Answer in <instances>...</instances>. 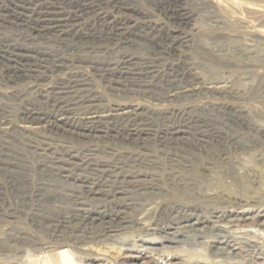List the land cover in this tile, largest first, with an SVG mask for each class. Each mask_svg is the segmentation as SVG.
<instances>
[{
    "label": "rangeland",
    "instance_id": "1",
    "mask_svg": "<svg viewBox=\"0 0 264 264\" xmlns=\"http://www.w3.org/2000/svg\"><path fill=\"white\" fill-rule=\"evenodd\" d=\"M0 264H264V0H0Z\"/></svg>",
    "mask_w": 264,
    "mask_h": 264
}]
</instances>
